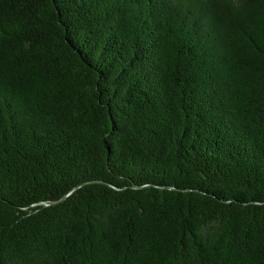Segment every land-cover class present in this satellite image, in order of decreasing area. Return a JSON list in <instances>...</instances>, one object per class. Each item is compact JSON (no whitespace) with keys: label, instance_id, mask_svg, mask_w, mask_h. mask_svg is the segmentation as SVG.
<instances>
[{"label":"trees","instance_id":"trees-1","mask_svg":"<svg viewBox=\"0 0 264 264\" xmlns=\"http://www.w3.org/2000/svg\"><path fill=\"white\" fill-rule=\"evenodd\" d=\"M0 264H264V0H0Z\"/></svg>","mask_w":264,"mask_h":264}]
</instances>
